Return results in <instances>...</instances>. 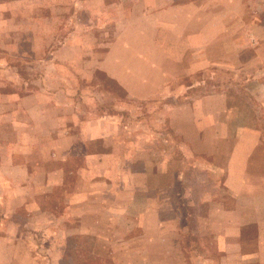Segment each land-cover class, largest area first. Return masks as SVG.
<instances>
[{
    "label": "rangeland",
    "instance_id": "1",
    "mask_svg": "<svg viewBox=\"0 0 264 264\" xmlns=\"http://www.w3.org/2000/svg\"><path fill=\"white\" fill-rule=\"evenodd\" d=\"M254 144L264 0H0V264H234L208 199Z\"/></svg>",
    "mask_w": 264,
    "mask_h": 264
},
{
    "label": "crops",
    "instance_id": "2",
    "mask_svg": "<svg viewBox=\"0 0 264 264\" xmlns=\"http://www.w3.org/2000/svg\"><path fill=\"white\" fill-rule=\"evenodd\" d=\"M254 146L255 144L246 151L243 147L236 145L230 153L226 166H216L217 170L225 172L222 184L231 192L232 205L225 206V204L217 202L216 200L219 198L208 199L210 210L208 217L214 216L225 222L223 229L217 234V249L224 257H229L234 264H248V262L264 264V205H260V202L264 201V196L260 191L264 190V174L259 176L258 170L252 168L250 155ZM51 171L49 170V178L53 173ZM29 175L31 176L30 173ZM246 186L253 188L246 189ZM245 199L250 200V203L244 205ZM215 202L216 205L213 204ZM248 224H255L257 232L252 239L251 248L244 250L247 244H244L243 241L247 240L243 239L242 230ZM240 258L246 261L242 263Z\"/></svg>",
    "mask_w": 264,
    "mask_h": 264
}]
</instances>
